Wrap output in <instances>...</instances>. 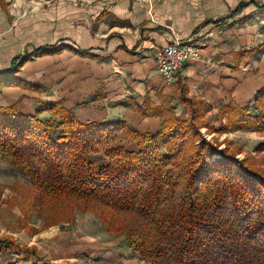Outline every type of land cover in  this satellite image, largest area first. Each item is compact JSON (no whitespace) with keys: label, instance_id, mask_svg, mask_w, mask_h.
<instances>
[{"label":"trees","instance_id":"obj_1","mask_svg":"<svg viewBox=\"0 0 264 264\" xmlns=\"http://www.w3.org/2000/svg\"><path fill=\"white\" fill-rule=\"evenodd\" d=\"M248 5L240 3L231 16ZM257 8L264 11V4ZM64 49L48 44L17 55L0 71V87L33 88L17 72L33 56ZM257 49L241 50L237 59ZM178 83L187 118L176 115L169 97L161 106L149 97L135 105L144 117L162 118L155 132L140 133L125 121L82 122L62 101L34 98V114L23 113L18 103L0 107V160L27 179L16 182L17 194L8 200L22 214L20 229L37 234L74 223L76 211H90L146 263L264 264V139L255 149L262 156H256L202 132L264 137V88L255 95L258 114L231 99L219 109L223 125L217 128L208 117L214 104L190 97L188 86ZM131 137L136 146L129 149L120 139ZM33 216L43 220L41 227L32 225ZM0 258L7 264H51L13 235L0 237Z\"/></svg>","mask_w":264,"mask_h":264},{"label":"crops","instance_id":"obj_2","mask_svg":"<svg viewBox=\"0 0 264 264\" xmlns=\"http://www.w3.org/2000/svg\"><path fill=\"white\" fill-rule=\"evenodd\" d=\"M243 2L249 5L231 16ZM4 3L1 7L7 12ZM59 4L43 8L36 15L20 16L0 36V60L27 44H34L32 49L65 44L61 52L33 56L27 61L17 75L34 87L3 86L0 107L18 103L23 113L34 114V98L62 101L79 121H125L140 133L155 132L162 118L144 117L135 105L145 104L149 97L161 106L169 97L176 115L187 118L188 108L180 100L181 82L188 86L190 97L214 104L208 117L217 128L223 125L217 117L219 109L231 99L240 106L255 107L256 114L261 111L255 95L264 88V11L257 5L264 0H107L93 7ZM33 39L42 42L37 44ZM177 39L194 41L201 56L187 61L177 78L168 82L158 69L156 53ZM257 47V53L237 59L241 50ZM19 54L22 52L12 56L9 64L1 65L0 71L8 69ZM244 132L264 139L261 133ZM244 132L216 135L226 140L228 134ZM129 139L135 147V140ZM4 204L0 237L13 235L19 243L35 246L40 256L51 260L53 252L40 243L52 236L45 230L27 234L19 227L20 211ZM11 209L15 214H10Z\"/></svg>","mask_w":264,"mask_h":264},{"label":"rangeland","instance_id":"obj_3","mask_svg":"<svg viewBox=\"0 0 264 264\" xmlns=\"http://www.w3.org/2000/svg\"><path fill=\"white\" fill-rule=\"evenodd\" d=\"M107 0H5L4 11L0 2V36L11 28V25L20 16L27 13L39 14L43 8L53 7L60 5L59 3L66 2L74 6L81 7H93L99 2ZM33 12V13H32ZM264 23V22H263ZM6 34V33H5ZM48 39V38H47ZM47 39L43 41L46 42ZM36 40V39H33ZM41 40V41H40ZM36 40L37 44L42 42V39ZM21 46L23 48H17L0 60V66L9 64L12 56H16L18 51L27 52L32 51L33 46ZM1 86V91H2ZM45 119L46 117H42ZM215 124V123H214ZM216 126V124H215ZM217 127V126H216ZM206 138L212 140L218 139L220 142H224L223 146L227 144L228 140L232 142L230 145L232 148L241 147L243 150L251 151L254 155L259 156L255 149L257 145L263 139H259V135L250 133L228 134V138L224 140L216 134H208L206 129L202 131ZM215 135V136H214ZM223 139V141H222ZM127 148L134 147V141L132 139H120ZM244 155H239L242 158ZM262 156V155H261ZM25 182L27 179L22 174H15L8 166L0 160V211L4 212L6 204L12 195H16L14 185L16 182ZM16 209L19 210L18 207ZM20 211V210H19ZM21 213V212H20ZM10 214H15L11 209ZM76 221L74 223H65L62 225H53V227L45 229V233L50 234L52 239H47L46 242L40 243V246L45 245L46 250H50L49 253L57 254L53 255L51 264H150L142 261L136 253L128 248L127 242L124 237L112 236L106 230V226L102 220L90 211H76ZM43 220L38 216H33L32 225L34 227H41ZM3 230L0 228V233ZM25 231V230H24ZM27 233V231H25ZM29 234V233H27ZM3 235V234H2ZM22 243V242H21ZM26 245V244H24ZM35 247V246H34ZM57 250V251H56ZM55 251V252H54ZM28 255L25 257L27 258ZM8 259L2 260L0 258V264H7Z\"/></svg>","mask_w":264,"mask_h":264},{"label":"built area","instance_id":"obj_4","mask_svg":"<svg viewBox=\"0 0 264 264\" xmlns=\"http://www.w3.org/2000/svg\"><path fill=\"white\" fill-rule=\"evenodd\" d=\"M157 66L164 78L172 82L182 71L187 61L201 56L200 47L194 41H176L157 51Z\"/></svg>","mask_w":264,"mask_h":264}]
</instances>
